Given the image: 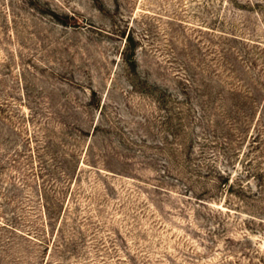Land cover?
I'll list each match as a JSON object with an SVG mask.
<instances>
[{
    "label": "rangeland",
    "instance_id": "rangeland-1",
    "mask_svg": "<svg viewBox=\"0 0 264 264\" xmlns=\"http://www.w3.org/2000/svg\"><path fill=\"white\" fill-rule=\"evenodd\" d=\"M241 87L264 0H0V264H264V205L192 176L232 169ZM255 123L230 146L264 169Z\"/></svg>",
    "mask_w": 264,
    "mask_h": 264
},
{
    "label": "trees",
    "instance_id": "trees-1",
    "mask_svg": "<svg viewBox=\"0 0 264 264\" xmlns=\"http://www.w3.org/2000/svg\"><path fill=\"white\" fill-rule=\"evenodd\" d=\"M228 94L231 95V102H227L225 97L221 96V94H218V96L213 99L217 113L213 116V120L211 119V123L219 130L220 123L216 118L228 117L226 125L224 123V125H222V131L227 133L225 137L226 143L229 145L223 155L226 158L227 165L232 169H222L221 167L214 166L205 170L204 174H201L199 170H195L192 172V176L198 180H194L193 182L200 183V180L210 178V175L213 174L210 180L211 182L206 183L205 186L210 187L213 191L224 194L227 198L229 197V201L234 199L244 203L246 198H255L257 200L256 202H261L260 205H264V169L260 167L257 159H248V155L243 153L241 148L230 146L231 137H233V135L235 136L233 132L236 133V138L238 137V140L241 141L243 140V135H245V131L249 124H253L255 120V131L257 127L260 129L264 126L262 123V121H264V104H261V98L259 95H256L254 91L252 92V88L250 87L231 88L228 90ZM224 103L227 105L225 106ZM234 123H236L235 126ZM256 134L257 135L253 137V145L260 144L262 141L261 134H264V130H258ZM187 150L188 153L191 152V149L188 148ZM247 178L249 180L246 182L245 179ZM251 179L257 181L256 188H254L253 185H248ZM157 186V188L161 190H166L162 188V186ZM205 193H207L206 190H203L202 195ZM192 198L201 200V195H195ZM246 214L252 219L260 218L262 222L264 221V218L254 215L253 212Z\"/></svg>",
    "mask_w": 264,
    "mask_h": 264
}]
</instances>
